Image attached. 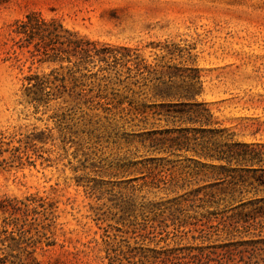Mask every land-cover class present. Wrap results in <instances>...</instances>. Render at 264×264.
<instances>
[{"label": "rangeland", "instance_id": "1", "mask_svg": "<svg viewBox=\"0 0 264 264\" xmlns=\"http://www.w3.org/2000/svg\"><path fill=\"white\" fill-rule=\"evenodd\" d=\"M0 264H264V0L1 4Z\"/></svg>", "mask_w": 264, "mask_h": 264}, {"label": "trees", "instance_id": "2", "mask_svg": "<svg viewBox=\"0 0 264 264\" xmlns=\"http://www.w3.org/2000/svg\"><path fill=\"white\" fill-rule=\"evenodd\" d=\"M8 1L0 0V5ZM14 24L16 25L14 31L23 35L20 38L21 40L30 42L33 38H37L38 41L35 42V45H40L44 49V53H47L49 49H53L52 45L61 36L59 34V29L62 27L61 23L54 18L45 20L38 12L32 11L25 14L24 19L16 20ZM64 37L66 44L74 48H81L83 43L89 44L87 40L77 38L75 33H68ZM82 49L84 56H89V49Z\"/></svg>", "mask_w": 264, "mask_h": 264}]
</instances>
